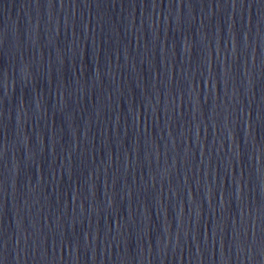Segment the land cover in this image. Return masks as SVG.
<instances>
[{
  "label": "water",
  "instance_id": "obj_1",
  "mask_svg": "<svg viewBox=\"0 0 264 264\" xmlns=\"http://www.w3.org/2000/svg\"><path fill=\"white\" fill-rule=\"evenodd\" d=\"M0 264H264V0H0Z\"/></svg>",
  "mask_w": 264,
  "mask_h": 264
}]
</instances>
